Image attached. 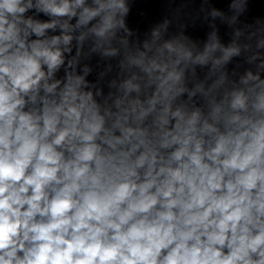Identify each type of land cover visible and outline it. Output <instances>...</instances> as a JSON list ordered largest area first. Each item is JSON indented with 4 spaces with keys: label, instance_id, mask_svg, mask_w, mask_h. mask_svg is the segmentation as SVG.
Returning a JSON list of instances; mask_svg holds the SVG:
<instances>
[{
    "label": "clouds",
    "instance_id": "9594fccd",
    "mask_svg": "<svg viewBox=\"0 0 264 264\" xmlns=\"http://www.w3.org/2000/svg\"><path fill=\"white\" fill-rule=\"evenodd\" d=\"M0 264H264V0H0Z\"/></svg>",
    "mask_w": 264,
    "mask_h": 264
}]
</instances>
